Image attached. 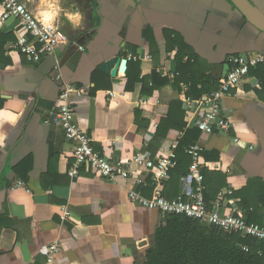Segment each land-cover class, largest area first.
<instances>
[{
    "label": "crops",
    "instance_id": "crops-1",
    "mask_svg": "<svg viewBox=\"0 0 264 264\" xmlns=\"http://www.w3.org/2000/svg\"><path fill=\"white\" fill-rule=\"evenodd\" d=\"M20 1L45 25L58 27L67 43L53 55L28 62L16 50L5 51L24 34L18 22L0 23V264H45L54 240L60 249L51 264H142L162 214L130 201L127 191L151 198L153 189L134 177L109 180L84 165L76 177L69 176L72 142L56 120L61 84L51 75L54 62H59L62 82L81 90L70 97L71 105L79 127L101 155L112 162L138 153L155 157L165 152L166 141L195 129L181 100L182 81H174L182 75L177 54L184 52L181 64H192L183 76L202 74L215 81L206 88L210 91L225 74L218 77L211 68L234 54L264 53V33L231 0ZM250 1L264 13V0ZM114 56L126 59V70L128 63H139L138 81L131 87L126 70L118 68L114 76L100 70ZM154 73L168 81L150 90L152 83L144 87L140 80ZM177 100L183 129L158 136L161 118ZM223 105L230 128L226 133L195 129V143L207 169L225 179L218 191H229L223 195V212L262 224L264 61L231 89ZM132 169L139 174L142 167L134 164ZM168 187L166 182L169 197ZM177 190L179 195L180 179ZM174 193L176 187L169 190ZM216 196L207 198L209 204ZM62 207L70 212L64 221Z\"/></svg>",
    "mask_w": 264,
    "mask_h": 264
},
{
    "label": "built area",
    "instance_id": "built-area-1",
    "mask_svg": "<svg viewBox=\"0 0 264 264\" xmlns=\"http://www.w3.org/2000/svg\"><path fill=\"white\" fill-rule=\"evenodd\" d=\"M0 23L15 20L24 34H18L10 48L5 51L16 50L24 55L28 62H38L47 55H53L55 50L67 43L66 36L58 27H50L39 20L20 0H0ZM82 49V47H80ZM264 61V53H239L228 57V69L221 77L219 86L209 92H203L196 98L187 96L190 83L180 82V92L183 105L192 116L190 122L202 133H226L231 126L230 119L225 115L224 98L230 95L232 88L242 83L248 76L249 69ZM52 78L61 84L58 94L59 105L56 120L64 130L67 141L72 142L71 157L73 163L67 173L71 178L78 174L80 166L92 168L100 176L109 180L124 181L134 177L138 184L149 185L153 189V196L146 198L135 189H128L127 196L132 202L142 206L157 209L163 214H181L200 223L216 225L219 228L239 233L243 237H250L255 241L264 242V223L246 222L239 214L225 213L222 210V200L225 191L218 192L216 200L208 204L204 199L203 168H207L201 155V148L193 143L184 148L190 156V163L186 175L180 177L182 192L176 197L164 194L165 183L170 178V171L177 164L176 148L180 136L166 141L165 152L152 157L149 153L134 154L125 160L112 162L101 155L92 145L91 138L83 131L75 117L70 97L78 94L72 84L62 82L60 65L56 60L52 67ZM115 92H109L114 97ZM233 141L238 142L234 137ZM142 167L139 174H134L133 165ZM229 192V191H228ZM70 215L67 207H62L59 216L61 221ZM247 250V246L242 247ZM60 249L57 240L52 241L46 250L45 264H51L56 252ZM261 253V250L259 251Z\"/></svg>",
    "mask_w": 264,
    "mask_h": 264
},
{
    "label": "trees",
    "instance_id": "trees-1",
    "mask_svg": "<svg viewBox=\"0 0 264 264\" xmlns=\"http://www.w3.org/2000/svg\"><path fill=\"white\" fill-rule=\"evenodd\" d=\"M1 37L3 36L0 34V50L2 51L4 48ZM183 54L184 52L177 54V68L182 75L175 78V83L178 84L179 80L189 82L190 89L187 94L189 97L208 92L206 88L212 83L215 84L210 77L202 76V74L199 78L183 76L184 70L190 69L192 65L189 60L181 64ZM139 71L138 62L128 63L126 70L128 88L133 81H138ZM140 81L144 87L151 82V90L165 84L168 79L154 73ZM183 97L181 96V100ZM1 104L2 99H0V107ZM183 117L181 101H172L167 115L161 118L157 126L156 134L164 136L169 129L182 130L185 125ZM195 129H185L179 139L175 150L177 164L170 171V178L167 181L169 187L166 188V192L169 197L178 195L179 179L188 172L190 156L184 148L196 142L199 130ZM204 155L207 154L204 153ZM202 174L204 199L209 204L207 198L216 196L218 191L226 186V182L218 171L203 168ZM173 187H176V193L171 195L169 190ZM243 246H247L248 249L244 250ZM260 250L261 253H259ZM142 264H264V242L243 237L236 232L225 231L216 225L200 223L181 214H163L155 226L151 246L147 249L146 260Z\"/></svg>",
    "mask_w": 264,
    "mask_h": 264
},
{
    "label": "water",
    "instance_id": "water-1",
    "mask_svg": "<svg viewBox=\"0 0 264 264\" xmlns=\"http://www.w3.org/2000/svg\"><path fill=\"white\" fill-rule=\"evenodd\" d=\"M237 9L244 15L249 23L258 28L264 33V13L256 7L250 0H231ZM4 67V64L0 63V69ZM228 63L217 64L214 68H211L212 74H217L221 77L224 72L228 69ZM118 68L125 72L126 70V59H120L119 57H111L106 60L101 66L100 70L106 74L114 76Z\"/></svg>",
    "mask_w": 264,
    "mask_h": 264
},
{
    "label": "clouds",
    "instance_id": "clouds-1",
    "mask_svg": "<svg viewBox=\"0 0 264 264\" xmlns=\"http://www.w3.org/2000/svg\"><path fill=\"white\" fill-rule=\"evenodd\" d=\"M10 119H13L14 120V117H10Z\"/></svg>",
    "mask_w": 264,
    "mask_h": 264
}]
</instances>
